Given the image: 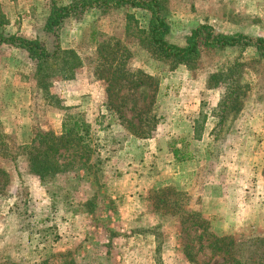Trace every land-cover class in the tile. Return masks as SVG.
Returning a JSON list of instances; mask_svg holds the SVG:
<instances>
[{
	"label": "rangeland",
	"instance_id": "obj_1",
	"mask_svg": "<svg viewBox=\"0 0 264 264\" xmlns=\"http://www.w3.org/2000/svg\"><path fill=\"white\" fill-rule=\"evenodd\" d=\"M69 3L0 0L8 20L5 32L38 39L51 52L58 44L81 59L70 79L58 75L61 54L50 62L49 75L41 77L24 51L0 46L5 66L0 147L5 144L9 152L0 150V264H194L187 252L196 264H232L209 247L208 235L181 218L177 207L200 214L217 238L229 237L240 264H264V64L249 66L243 109L219 126L212 105L221 100L223 88L211 92L206 80L236 52L206 50L196 70L172 71L141 45L148 18L130 7L89 10L81 21L66 23L55 41L42 28L52 4ZM165 8L171 25L167 39L176 45H184L185 36L200 24L228 35L264 38V0H166ZM107 44L128 54L129 68L159 80L154 99L139 91L132 97L126 90L114 95L127 120L135 106L153 103L162 119L150 138L129 135L106 109L107 74L97 60L101 50L109 52ZM15 81L22 91L18 98L8 89ZM209 113L208 137L203 141L202 132L194 147L189 139L205 128L202 118ZM68 115H81L92 125L94 154L89 160L63 154L61 160H72L73 170L41 183L28 173L22 148L36 133L60 135ZM188 118H195L194 126ZM173 149L184 161L175 160ZM164 188L172 194L158 192ZM163 195L174 203H160L158 211L155 205Z\"/></svg>",
	"mask_w": 264,
	"mask_h": 264
},
{
	"label": "trees",
	"instance_id": "obj_2",
	"mask_svg": "<svg viewBox=\"0 0 264 264\" xmlns=\"http://www.w3.org/2000/svg\"><path fill=\"white\" fill-rule=\"evenodd\" d=\"M165 1L70 0L67 5L52 4L42 32L56 41L59 31L66 23L81 21L84 14L89 10L104 13L115 8L130 7L144 11L148 18L147 27L142 31L141 45L144 46L153 59L165 62L172 71L179 68H184L187 71L196 70L203 51L233 50L237 55L226 62V67L222 71L209 74L206 80L208 89L223 88V96L212 111L213 116L218 119L217 125L221 126L230 116L234 119L243 109L247 95L246 90L249 87L245 83V74L249 66L264 64V38H254L242 33L228 35L215 31L208 24H200L185 36L184 45L170 43L167 37L171 33V25L168 21ZM7 24V18L0 11V46H12L24 51L28 59L36 63V74L38 76L45 77L49 75L50 62L58 59L59 54H61L62 59L60 60L58 75L63 79L72 78V75L69 74L71 69L81 67V59L74 51H62L57 44L53 45L54 50L51 52L38 39H28L17 33L5 32L4 28ZM104 46L107 50L109 49V52L101 50L98 54L97 64L101 71L107 74L105 79L107 81V111L109 114L117 115L120 124L125 126L124 128L129 135L139 139L152 137L162 119L153 109V103L149 102L143 108L135 106L132 109V119L127 120L122 115L121 107L115 104L114 95L118 94L120 90H126L127 94L132 97L139 91V95L143 98L146 97V94H150L151 98L154 99L159 80L142 70L129 68L128 54L124 50H117L116 44ZM248 52L253 53L255 57L245 59L244 55ZM147 89L150 91L147 92ZM134 100L136 101L137 97H134ZM205 121L206 118L203 116V124ZM203 129L202 125L200 134L195 133L194 139L200 138ZM94 131L92 125L83 116L68 115L63 119L60 135H54L52 132L36 133L31 143L22 148L28 173L37 177L41 183L51 182L58 176L70 173L74 168V163H71L72 160L62 161V155L70 152L72 157L79 154L80 158L89 160L94 154ZM0 138H2L1 133ZM0 150L5 155H9L5 144H1ZM172 154L176 161H184L185 157L179 156L177 149H173ZM97 162L100 163V160H97ZM158 192L160 194H172V189L164 188L158 190ZM163 196H165L164 199L155 205V209L158 211H161L158 208L160 203L165 206H171L174 203V201L167 199L166 195ZM174 205L177 206L178 202ZM161 209L163 210V208ZM180 211L183 214L181 218L190 219L193 226H197L201 233L209 236L211 239L209 247L227 255L232 264L241 263V255H239V259L237 258L238 251L230 250L231 239L229 237L217 238L214 236L209 232L208 221L200 214L186 209L180 210L177 207L176 212ZM189 257L190 252H187L188 260L196 264ZM247 259L251 261V258ZM253 264H256V262Z\"/></svg>",
	"mask_w": 264,
	"mask_h": 264
},
{
	"label": "crops",
	"instance_id": "obj_3",
	"mask_svg": "<svg viewBox=\"0 0 264 264\" xmlns=\"http://www.w3.org/2000/svg\"><path fill=\"white\" fill-rule=\"evenodd\" d=\"M12 51H14L15 53L18 51V50H16L15 48H12ZM3 62V60H2V58H0V73H3L4 72V67L5 66H2L1 65V63ZM0 77H1V74H0ZM2 82H3V85H2V89H4V87H6L5 86V83H6V81H3L2 80ZM18 83L15 81V83H13L12 85H10L9 87H8V89H12L13 90V92H11V95L13 96V97H15V98H18V95H20V93H22V91L19 89V87H18ZM15 89H17L16 91H15ZM206 89L207 90H209V91H214L213 89H208L207 88V86H206ZM17 100H15L14 101V104H15V102H16ZM200 103V102H199ZM219 102H218V100L215 102V104H213L212 105V109L214 108V107H216L217 106V104H218ZM15 105H18V104H15ZM199 105V104H198ZM23 106V107H22ZM21 107L23 108L22 109V113H24L25 111H26V107H24V104L22 105ZM206 118V121H207V123L205 124V128H204V130H203V135L201 136V138L203 139V141H204V139L205 138H207L208 137V131H207V126H208V123L209 122H211V118H210V113L209 114H207V116L205 117ZM195 122H196V120H195V118H188V124L192 127V126H194L195 125ZM171 135H173V134H171ZM189 141L191 142V144L194 146V147H196V145H195V143H196V141H199V140H195L194 138H190L189 139ZM193 159V158H192Z\"/></svg>",
	"mask_w": 264,
	"mask_h": 264
}]
</instances>
